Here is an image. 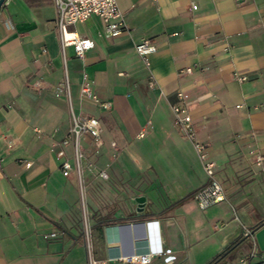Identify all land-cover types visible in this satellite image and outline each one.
<instances>
[{"label":"crops","instance_id":"obj_1","mask_svg":"<svg viewBox=\"0 0 264 264\" xmlns=\"http://www.w3.org/2000/svg\"><path fill=\"white\" fill-rule=\"evenodd\" d=\"M116 1L119 36L96 15L70 27L94 42L82 57L62 50L53 0L0 7V264H89L84 212L98 264L160 250L148 264H207L236 240L226 264L252 240L264 259V0ZM143 39L155 45L149 65L135 50ZM84 76L96 103L79 96ZM66 79L75 113L102 127L101 144L81 138L79 173L62 144ZM179 89L226 195L204 211L203 161L174 123Z\"/></svg>","mask_w":264,"mask_h":264},{"label":"built area","instance_id":"obj_2","mask_svg":"<svg viewBox=\"0 0 264 264\" xmlns=\"http://www.w3.org/2000/svg\"><path fill=\"white\" fill-rule=\"evenodd\" d=\"M53 3L56 9V24L60 32L62 50L64 51L66 46H73L75 54L79 57L84 56L85 51L94 46V42L88 37L80 36L76 30L70 29L71 26L87 20L92 15H96L102 21V32L106 37L115 38L119 36L125 28L124 15L116 0H53ZM195 7L196 6L193 5V8ZM135 50L142 56L145 64L149 65L147 56L154 52L155 45L150 39H143L136 44ZM191 71L192 67L187 66L179 70V75L188 74ZM236 78L239 81L246 79V77L242 75H238ZM61 88L65 89L68 94V103L72 116V124L62 144L72 143L76 168L79 173L81 170L80 160L85 157V149L82 145L81 138L87 136L97 145L101 144L102 127L98 118L75 113L70 98V89L67 79L64 84H62ZM175 95L176 100L171 105L174 123L186 138L193 141L194 148L203 161V167L208 176L207 182L195 193L197 204L199 208L204 211L210 205L225 200L226 195L222 184L214 177L215 164L213 161L208 160L205 145L196 139V128L188 107L187 92L183 89H179L176 91ZM79 96L81 100L96 101L95 94L92 92V87L85 76L80 86ZM101 106L107 107L108 104H101ZM140 135H143V132H141ZM6 144L10 147L12 145V140L8 139ZM58 154L63 156V150H60ZM61 167L63 174L68 176L72 170L70 161L65 159ZM98 174L102 178H107L108 176L104 169L98 170ZM82 231L88 248V263L98 264L99 261L91 255L90 237L92 235V229L89 222V215L85 212L83 214ZM57 235L58 231L53 230L44 234V238H55ZM243 235L250 236L251 231L244 229ZM161 253H163V250L111 257L103 261V264H148L155 256ZM232 264H264V259H258V250L256 244L252 240L249 243V247L246 250H242V253H240Z\"/></svg>","mask_w":264,"mask_h":264},{"label":"trees","instance_id":"obj_3","mask_svg":"<svg viewBox=\"0 0 264 264\" xmlns=\"http://www.w3.org/2000/svg\"><path fill=\"white\" fill-rule=\"evenodd\" d=\"M241 240H236L227 246L222 252L213 257L207 264H220L222 260L228 258V256L238 247Z\"/></svg>","mask_w":264,"mask_h":264},{"label":"water","instance_id":"obj_4","mask_svg":"<svg viewBox=\"0 0 264 264\" xmlns=\"http://www.w3.org/2000/svg\"><path fill=\"white\" fill-rule=\"evenodd\" d=\"M5 0H0V7L4 3ZM138 203L140 202V198L137 199ZM227 260H222L220 264H226Z\"/></svg>","mask_w":264,"mask_h":264},{"label":"rangeland","instance_id":"obj_5","mask_svg":"<svg viewBox=\"0 0 264 264\" xmlns=\"http://www.w3.org/2000/svg\"><path fill=\"white\" fill-rule=\"evenodd\" d=\"M91 167H93L94 168V165L93 164H89ZM99 170V169H98ZM98 172V171H97ZM93 232V231H92Z\"/></svg>","mask_w":264,"mask_h":264}]
</instances>
